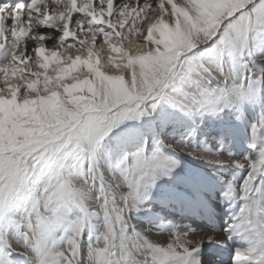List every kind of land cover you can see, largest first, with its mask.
Returning <instances> with one entry per match:
<instances>
[{"label":"snow or ice","instance_id":"6c2138e0","mask_svg":"<svg viewBox=\"0 0 264 264\" xmlns=\"http://www.w3.org/2000/svg\"><path fill=\"white\" fill-rule=\"evenodd\" d=\"M0 264H264V0H0Z\"/></svg>","mask_w":264,"mask_h":264},{"label":"bare ground","instance_id":"6f19581e","mask_svg":"<svg viewBox=\"0 0 264 264\" xmlns=\"http://www.w3.org/2000/svg\"><path fill=\"white\" fill-rule=\"evenodd\" d=\"M220 208H222V205L217 204V209L219 210ZM195 224H199L201 227H205L206 228L205 222L195 221ZM204 250H205V252L207 254V257H209L210 259H215L216 254L218 253V248L214 244L206 243L204 245Z\"/></svg>","mask_w":264,"mask_h":264}]
</instances>
